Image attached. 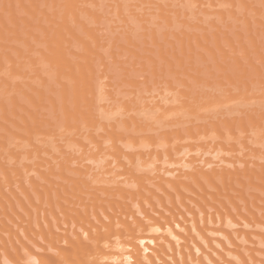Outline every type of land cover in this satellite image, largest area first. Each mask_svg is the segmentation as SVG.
Returning <instances> with one entry per match:
<instances>
[{
    "label": "rangeland",
    "instance_id": "obj_1",
    "mask_svg": "<svg viewBox=\"0 0 264 264\" xmlns=\"http://www.w3.org/2000/svg\"><path fill=\"white\" fill-rule=\"evenodd\" d=\"M36 1H38V0H36ZM45 1L39 0L37 2L38 4L40 2L39 5H42V6H40V7H42V9L50 8V9H47L48 13H53V12H58L59 11L58 9L54 8V5L52 4V2L51 3H49V2L47 3V0H45ZM200 1L196 2V0H173V1L172 0H166V1H164V0H105V1L104 0H87V1L86 0H81L80 6L82 7V10L86 9L85 11L91 12V14H93V18L95 16L96 19L95 18L93 19L91 14H90L89 16H91L92 21H93L92 22L91 18L86 15V14H88V12L87 13L84 12V15H83V11L81 10L80 13H82V15L84 17L81 18V20L79 22L80 25H79L78 22L76 23L75 21L72 22L71 24L75 28L76 32L78 31L77 35L81 39H87V37H88V36L87 37L85 36V32H86L84 30L85 27H82L81 23L84 26H87L90 29H92L94 31V34L96 35V37L98 39L97 41H94V47L99 52V54H101V57H99L100 55L98 56L99 59L100 58L101 59L99 61L97 59V61L95 62V65H94V66H96L93 69V70L96 69L95 71H93L95 74L92 72L94 74V75L92 74V76L95 77V79L93 78L94 80H92L93 81L92 83H94L93 84V87H94L93 88L94 89L93 92H94V94H95L94 96L96 98V100H94L93 102L95 103V105L99 104L97 107H95L96 109H94L92 111V113L95 112L94 113L95 114V122H96L95 125L97 127H92L91 126V127L86 128L85 125H84V127H85L84 128L83 125L82 126L80 125L82 128L81 127H79L78 129L75 128V130H73L72 128H68L67 126H65V129H64V127H63L64 123L62 121L64 120V122L66 124V120L63 119L64 118L63 117V113H60L61 110L63 112V108H61V107L59 108L60 100H59V98H56L57 96L58 97L61 96V95L59 96V94H61L60 93L61 86L58 84V80L54 79L55 78V76H53L54 74L51 75L53 69H51V68L48 69V67H49L48 65H47V67H44V65L46 66V64H44V62L42 61L43 58L40 55V53H41L40 51L42 50L40 48V45L42 46L43 49H44V45H42L43 43L40 44V42H39V44H40L39 45L38 41H40V40L37 41L36 37L34 38V36L37 35V36L40 37V39L43 38V39H41V42H42V40H44V37H45L43 35L44 31L42 32L43 27L40 26L42 30L40 29L38 32H37V29H36L37 27H32L33 29L36 30V31L34 30L35 34L32 37V40H31L30 37L26 38V36L23 37V38L24 39H30V42L32 41L33 45H31L32 44L31 43L30 45L26 46L27 50L29 52L26 51L24 56L27 57V58H25L23 56L24 58H22V61L24 59H26V61L28 60L30 62L33 60V61H35V64L32 63V62L31 63L34 66H32L31 63H28V62L26 64V62L24 60V62H25L24 64H26L28 66V67L27 66L25 67L24 64L21 65V63H20V66L22 68L19 66L18 70H19V73L23 74V76L21 75V77H20L19 76L20 74H17L18 77H16L17 78L16 81H15V79H13L15 76L11 75L12 73L10 71H8V70L6 71V68L3 70V72H0V87H2V86L4 87V88L2 87L4 89V92H0V101H3L5 103L8 102L7 103L8 105L10 104V102H11V101H9L10 99L8 97H6V93H8L6 88L7 87L9 88L10 87L9 85L13 84L15 82L18 85H22L23 84V86H25V89L23 88V90L30 91L29 89H31V87H33V90L41 88V89L44 90V92L47 93V96H45V101L44 102H45V104L46 103L48 104L47 106H49V108L42 110V111H44L43 115H46L45 113H50V114H48L49 116H46V117L49 118V120L52 119V115H53V119L51 121H53V123L56 122L58 127H55V126L53 127V129L56 131V132L53 131L54 133L52 132V130H50L51 131L50 132L51 133L50 136L52 138L51 137H47V139H44L46 141H44L43 139H42V141L41 140L40 141L36 140V142H34V144L32 143V144H29V145H27L26 143L18 144V143H15L14 141H10L9 142V143L12 142L11 146H13L16 149V150H14L13 147H10V150L11 151L14 150L16 155H17V157L19 156L17 159H15L16 161H19V162H16L14 160L15 162L13 161V162L10 163V164L13 165V167L10 168V170H11V174L10 175H11V179L14 181L13 184L15 186L13 185V188H11V186L10 187H6V191H7L6 193L8 195H11L12 194L11 193V189H13L14 191H16L17 195L20 194L24 198V200L26 199L25 200L26 205L30 209V211L33 213V214L32 213L31 214L33 216L35 215L36 217H39V215L41 214V217H42L41 220H42V222H44L45 221V213L44 212H38V210L36 211V209H39V208H37V206H40V205L45 206L46 208H48L47 204H44V203L41 204V200L38 198V195L33 193V201H34L35 206H32V204H30V202L27 199V197L23 194V191L21 190L20 186H28L29 185V179L33 178V177H34L35 180H39L38 178H40V177H39V174H37L38 173V169L40 168V170L47 171L46 169H49L50 167H52L51 165L48 166L49 168L47 167V165H46L47 160H51V161L54 162L57 157H62V158L64 157L63 159L66 160L67 157L69 158L71 156V158L77 159L78 162L75 163V165H72V166L76 167V168H77V166H79V167H81V169L82 168L86 169L87 175L90 173L89 175H91V176L92 175L96 176L97 174L98 175L101 174V172H100L101 170H102V174H106L105 171L107 169L108 170H112V169H116V168L118 169V172H123L125 174H129V175H125V177L131 176V173L136 174L138 176H140V175L143 176L144 175L145 178L144 177L141 178V180L144 181L143 185L146 184L147 186H149L148 188H150V189L143 188V193L145 192L143 197L147 196V198H148V196H150L149 200H148L149 202H151L152 199H153V194L150 191L154 190V189L157 190L156 186L154 185V181L158 182V180L155 179L154 176L161 175V178H162V176L165 175V171L171 170V171H174V174H176V173L177 174L184 173L185 171L190 169V168H187V167L192 165V163H194V165L196 167L194 169H197L195 171H198L199 168L203 169L204 171H206V170L207 171H211V170H213V168L216 169V170H217V168H219V170H220L222 168H226L225 166H228L229 168H231V167H233V165H231V164H229V163H227V162H225L223 160H225V158L232 160L233 157H234L235 160L259 161L261 163H264V135H263L264 134V129H263L264 128V124L263 125H259V126H262V127H259L257 125L259 128H257L256 125H255L256 127H251L250 125H248V124H252V123H250V121H248L252 116H258L259 114L264 113V4H263L264 2L262 3L263 0H248L249 2L246 1L247 3L253 4L251 6L252 8H253V6L255 4L256 7L254 6V8L262 9L261 15H259V16L257 15L256 16V15H254L253 11H251V10L248 11L249 13H247V11L245 12L244 9H243L244 10L243 11L241 6H240V0H234L233 3L236 6L235 8H233L232 6H230V4H228L229 3L228 0H213V2H211L212 0H202L201 3H200ZM214 2H216V3H214ZM28 3H30V2H28ZM84 3H86V4H84ZM2 4L3 3H1V5ZM50 4H52V5H50ZM251 4H249V5H251ZM159 6L168 8L167 10L170 9V12H171L170 18H168L169 15H170V12H168V16H167L168 19L165 18L166 17L165 15L161 16V14L163 15L164 13H162L160 11V7ZM232 8L234 10H237V11L232 10V11L235 12V14L237 12H239L238 14H236V15L239 16V18H237L238 16H236V18H235V16H233V14L230 13L229 9H232ZM131 10L134 11V12H131ZM25 12L26 11H24V10H23V12H21L23 14H26V15L22 14V16L23 17H25V16L29 17L28 13L27 12L25 13ZM244 12H245L246 16L247 15L249 16L247 19L245 18L246 16L244 15ZM0 13H3L5 16H8L9 19H10L9 13L5 12L1 6H0ZM157 13H160V14H157ZM239 14H241V15H239ZM41 15H42V13H41ZM137 16H138V18H137ZM240 17L241 18L243 17L242 21H241ZM87 18H89V19H87ZM244 18L246 20H244ZM30 19L32 20V22H34V20L32 19L31 16H30ZM169 19H170V21H169ZM176 22H178V23H176ZM35 23H40V22L38 20V21H35ZM42 23L46 27H47V25L49 26V24L46 21V19ZM23 24H24V26L22 27ZM157 24L161 27L162 30L160 29V27ZM247 24H249V25H247ZM25 25H26V23L23 21V23L21 22L20 27H22V29H23L24 27L27 26V25L26 26ZM40 27H38V28H40ZM159 29H160V31H159ZM163 30H165V31H163ZM24 31L25 30L23 29V32ZM23 32H22V34H23ZM41 32H42V35L40 36L39 33H41ZM140 33H142V35ZM193 33L194 34L197 33V34H195L196 36H194L195 38H199L197 35L198 34L200 35V39H199L200 41H198L199 43L196 41V39L194 40V43H195V46H196V50H194L195 53L193 54V57H190L189 59H186L185 63H178V61H176V60H178V58L175 60L174 56L177 57L176 54H178L179 57L181 55H183L182 54L183 52L180 55L181 44H178V41H179V39L183 38L184 35H186V34L194 35ZM160 36H161V38H159ZM216 36L217 37L220 36V39H222V40H223V38L225 39V37H226L228 39V41H229V39L231 40V38H232L233 44H235L234 46H236V47L234 48L233 45L231 46L232 43H230L228 45H227L228 42L225 43L224 44V48L225 49L222 48L224 50L223 51L224 54H223L222 51L217 48V45L215 43V42H217L216 41L217 40ZM68 37L71 38L70 42L72 41V45L70 43L72 50H74V52H76V53L82 52L83 48H81V51L79 50L80 47L82 46V44L80 46V43H82V42H80L81 39H79V41H77L76 38L75 39L73 38V36L69 35ZM33 38L37 42L34 41ZM156 38L158 39L157 41L160 42L159 44L163 45V46H159L157 41L155 42ZM253 38H255V39H253ZM162 40H164V41H162ZM169 40H170V42H169ZM253 40H255V41H253ZM171 42H173L174 44H172ZM230 42H232V41H230ZM6 43H9V42H6ZM36 43H37V45H36ZM156 43L160 47L159 48L157 46L159 49L155 48ZM170 43H171V45H170ZM134 44L138 45V46H135ZM165 44L166 45L168 44V45L166 47H164ZM38 45H39V47H38ZM153 45H155V46H153ZM169 45H170V50L171 51H177L175 54L173 52V54H174L173 58L170 57V53L172 54V52L169 51V48H168ZM172 45L174 47H176V49H174ZM32 46H37V49H39L40 51L39 50L38 51L36 50L37 52L35 50L32 51V49H31ZM120 46H121V48H120ZM123 46L126 47L125 49L129 50V51L126 52V50L124 48L122 49ZM177 46H180V47L178 48ZM222 46H223V43H222ZM149 47H151L150 50H152L150 52V54H152L153 51H156L157 53L153 52V54L155 53L157 57L154 56L155 54L151 56L150 54L147 53V50L149 49ZM163 47L165 49L162 50L161 48H163ZM138 49H141V50L138 51ZM166 49H168V51ZM233 49L237 50L235 52L236 53L238 52L237 56H239L238 58H240L242 63H243V65H241V67H238V64H240V63H236L235 61H232V58L235 56L232 53ZM130 50H132V51L130 52ZM150 50H148V52ZM159 50L162 51V52L167 51L166 53L169 56L166 53H163V56H164V54H166V56H168L169 59H172L175 63H168V64L167 63H163V61H162L163 58H162V60H160L161 57H162L161 56L162 52H160ZM113 52H114L115 56H114V54L112 55ZM142 52L144 53L143 54V59H142V54H141ZM129 53L131 55L133 53H136V56L134 54H133V56H130ZM138 54H140V55L138 56ZM109 55H111V56L109 57ZM124 55H126V56H124ZM118 56H120V57H118ZM144 56L145 57L146 56L149 57V58L146 57L148 60H151L150 56L153 57L152 61H154V59L155 60L157 59L156 63L155 62L154 63L153 62L147 63L146 61H144L145 62V64H144V62H143V60L145 58ZM227 56L230 57V58H228ZM35 57H37V58H35ZM131 57H135V58L137 57L135 59L136 61H134V58H131ZM129 58H131V60H130L131 62L129 61ZM138 58H141V59L137 60ZM40 59H41V61H40ZM120 59H121V61H120ZM158 60H159V62H158ZM140 61L142 62V64L140 63ZM128 62H130V63H128ZM157 62H158V64H157ZM233 63L234 64L236 63L237 66L234 65ZM7 65H9V64L7 63ZM23 66H24V68H23ZM157 66H159V67L157 68ZM9 67H11V66H9ZM151 68H152V70H151ZM45 71H46V73H45ZM8 72H10L11 74L9 75ZM49 73H51V74L49 75ZM245 73H247L248 76L245 75ZM2 74H3V76L6 75L5 79H3L1 77ZM26 75H27V77H26ZM42 75H43V77H42ZM47 75H48V77H47ZM38 76H40V77H38ZM52 76L54 78H52ZM38 79L39 80L42 79L44 81V83H40L38 85H37V83L35 84L34 82H37ZM179 81L181 83L183 82L185 84V86H183L184 84L183 83L181 84ZM177 82H179L178 84H180V86L177 85ZM232 82H235V83H232ZM236 82H237V84H236ZM195 83L198 84V85H196ZM189 84H190V86H189ZM95 86H96V88H95ZM181 86L183 87L182 88L183 92H182ZM185 87H187V88H185ZM219 87H220V89H219ZM215 88H216V90H215ZM157 89H159V90H157ZM192 89H193L194 92L192 91ZM33 90H31V91H33ZM201 90H205V91H201ZM11 91L13 93L16 92V91L14 92L12 89H11ZM95 91H98V93H96ZM178 91L180 92V94H178L179 93ZM48 94L51 95V98H55V99H53L55 101H52V100L50 101V99H49L50 96ZM185 94H187V95H185ZM190 94L192 95V97H191ZM178 95H180V96H178ZM196 96L198 98H196ZM201 98H202V101L200 100ZM22 99H23V97H21V101H24V102L26 101V100H24V99L22 100ZM60 99L62 100V98H60ZM172 99H174V100H172ZM176 99H179L180 101L179 100L176 101ZM189 99H191V100H189ZM118 100H120V101H118ZM142 101H143V103H141ZM197 101H199L200 103L197 102ZM51 102H53L54 106L58 105L57 107H55V109L57 108L56 111L54 110V106H51L52 104L50 105ZM55 102H56V104H54ZM131 102H132V104H131ZM156 102H157V104H156ZM137 103H139V104H137ZM203 103H205V104H203ZM118 104L120 105L119 107H117ZM125 104H127V105H125ZM185 104H186V106H185ZM147 105L148 106L150 105L149 107H154L153 105H155L157 111L156 112L153 111L154 113L150 112L151 113L150 114L149 111L147 112V110H145V108H144ZM189 105H192L191 109L188 108ZM60 106H63V105L60 104ZM101 106H102V108H101ZM125 106H127V107H125ZM148 106H147V108H148ZM163 106H166V107H163ZM230 106H234V107H230ZM128 107L130 109L132 108V111H130V109L127 111ZM158 107H159L160 110H158ZM167 107H169L168 108L169 111H166ZM172 107L175 108V110H174L175 114H173L174 111L170 110ZM184 107L187 108V110H188L187 112L183 109ZM197 107H199V108H197ZM97 108H98L99 111H97ZM114 108H116V109H114ZM192 108H195V109H192ZM258 108L259 109L261 108L260 111L262 110L261 111L262 113L258 110ZM59 109H61V110H59ZM196 110H197V112H196ZM254 110H256V111H254ZM145 112H147L149 114H146ZM170 112H172V113L170 114ZM256 112H258V113H256ZM52 113H54V114L58 113L59 116L58 115L57 116L59 117V119L56 118V114L54 115ZM138 113H141L144 117H145V115H147L146 116L147 120L145 119L146 124H145V121H141V124L142 125L144 124L143 126H145L147 128L146 130H148V131L147 132L144 131L145 129L144 130L141 129L140 131L139 130L138 131L137 130L134 131L135 134H136V132L137 133L141 132L139 135L142 138L140 136L138 137V134H137V135H135V137L138 138V139H136L134 137V132H130L128 130H125V128H122V127H119V126L117 128H115V129L113 128V125H114L115 122H116L115 125L118 124V121H117L118 118L122 119L124 121V119H129L130 118V116H126L127 114H129V115L132 114V115L135 116V115H138ZM181 113H182V115H181ZM169 114H170V116H169ZM43 115H41V116H43ZM160 115H161V117H160ZM163 115H164V117H163ZM180 116H183V117H180ZM234 116L238 117L239 120H243L242 118L246 119L245 117H247V121H248L247 125L248 126L247 127H243V129H241V127L240 128L239 127L238 128L235 127V129H233V130L232 129H228V130L231 131V132L230 131L228 132V130L225 129V124L227 122H229L230 119H232V121H231L232 123L236 122V120L238 118L236 119ZM46 117L43 116L42 118L44 119ZM96 117H97V119H96ZM158 117H160L161 121L159 120ZM166 117H168V121L167 122L165 121ZM161 118H163L164 120H162ZM156 119H158V120H156ZM169 119L170 120L172 119L171 122L169 121ZM201 119L203 120V122L201 121ZM233 119H234V121H233ZM259 119L260 118L258 117L257 120L261 121V123H262L263 121L259 120ZM45 120H47V122H50V121H48V119H45ZM57 120H59V121H57ZM97 120H98V122H97ZM211 120H212V122H211ZM162 121L165 122L166 125H165V123L163 124ZM60 122H61V124H60ZM109 122H111V123H109ZM200 122H201V124H200ZM100 123L105 125V127L103 128L101 126L102 124H100ZM177 123L178 124L180 123L179 125H181V126H179ZM190 123H192V124H190ZM203 123H204V125H202ZM215 123L218 124L220 127H222V124H223L224 125L223 128L225 130L223 128H220L219 130H221V131H218V128L215 127ZM152 124H155V125L157 124L156 126L158 127V130H161L162 134L164 133V136H162L161 133H159V131L156 130V129L152 130L153 132L151 130H149L148 126H150ZM170 124H171V126H173V125L174 126L171 127ZM198 124H199V128H198ZM110 125H111V127H110ZM164 125L165 126L169 125V127L166 128ZM239 126H241V125H239ZM183 127H186V128H183ZM191 127H193V129ZM249 127H250V129H248ZM83 128H84V130H83ZM226 128H227V125H226ZM62 129L65 132H63ZM69 129H70V131H69ZM92 129H94V130H92ZM165 129H167V130H165ZM181 129H182L183 132L181 131ZM87 130H89L88 133H87ZM173 130H176V133L179 131L183 136H181V134L179 132H178V134L180 135V137L177 136L174 133ZM185 130H186V132H184ZM68 131H69V133H68ZM109 131L111 133L114 132L116 134V137L114 136L115 138H117V136H121V134H123L122 136H125V137L121 136L122 138L121 137L119 139L117 138L116 142L112 141V140H115V139L114 138L112 139V135L109 133ZM163 131H165V132H163ZM3 132L4 133H8L7 131H4V130H3ZM156 132H158V133H156ZM79 133H80V135H79L80 137H78V135H76V134H79ZM131 133H133V134H131ZM168 133H170V134H168ZM173 133L175 135H173ZM85 134H86V136L89 135V134H93L95 136H98V135H101V134L105 135V137L107 139L105 138L101 142V148H105V147L106 148H108V147L110 148L111 147V150H112V148L114 146H115L114 147L115 149L118 147L117 151H119V154H121V156L119 155L120 158L119 157H114V156L112 157V154L108 153L109 155L107 156V158H109L111 156L110 157L111 160L107 159L106 157H105L106 158V160H105V158H103V156L99 155V152H100L99 149H101V148H99V144H96V143L92 144V143L89 142V140L86 141L85 139H83V137H85L84 136ZM107 134H109L110 137H107ZM128 134H131V137L130 136L127 137ZM165 134H168V136L166 135L167 137H169V135H170V138H167L165 136ZM151 135H153L152 138H151ZM234 135H235V137H234ZM69 136H71V137H69ZM148 136H150V137H148ZM173 136H176V137H173ZM66 137H67V139H66ZM72 137H73L72 140L76 143V145H78L77 147H76L74 142L72 144V140H71ZM132 137H134V139L136 141L134 139H132ZM59 138H61V139H59ZM110 138L112 139L111 141H110ZM178 138H179V140H178ZM80 139H82V141H81L82 145L85 143L83 146L81 145L82 148H80V145L76 142V140L80 141ZM131 139H132V141H134L133 144L130 141ZM146 139H148V141ZM145 140H146V142H145ZM40 142H42V143H40ZM137 142H138L139 145L137 144ZM87 143H88V145H87ZM106 143H108L109 145L106 144ZM114 143H115V145H114ZM148 143H150V144L147 145ZM117 144H118V146L116 147ZM22 145L24 146V148L22 147ZM26 145H27V147H25ZM74 145H75V147H74ZM95 145H98V147L95 146ZM158 145H160V147ZM84 146H85V148H84ZM217 146H219V147H217ZM221 146H224V148L223 147L221 148ZM35 147H36L37 151H36ZM42 147H45L46 149L42 148ZM58 147L60 148V150H59ZM172 147L174 148V150H173ZM114 148H113V150H115ZM226 148H228L230 150H228ZM0 149H2V147H0ZM158 149H160V150H158ZM165 149L167 151L170 150L169 151L170 155H167L168 152ZM222 149H224V151ZM6 150H7V152H9V149H4L3 148V151L6 152ZM103 150H105V149H103ZM107 150L108 149H106V151ZM150 150L153 153H156L155 151H161L162 155H159V152H158V154L156 153L157 155L153 154V156H152ZM176 150L179 151V152H177ZM219 150H221V151L219 152ZM226 150H228V151H226ZM0 151H2V150H0ZM38 151H41V153L40 152L38 153ZM97 151H98V153H97ZM140 151H141V154L143 153L146 156H144V155H143L144 157H142L141 155L139 156L138 154H140ZM147 151L150 154H147ZM61 152H62V155H61ZM25 153H26V155H25ZM36 153H38L37 155H39V154L40 155L39 156L34 155ZM80 153H81V155H80ZM136 153H138V154H136ZM27 154H30L31 156L30 155L27 156ZM89 154H91V156L92 155L93 156L91 157ZM21 156H23V157H21ZM99 156H101L102 159L99 160V158H100ZM154 156L157 157V159H154ZM166 156H167V158H166ZM52 157H53V159H52ZM116 158H118L120 161L118 159L116 160ZM138 158L139 159L142 158V160H139ZM150 158H152L153 161ZM6 159L7 158H2V161H5ZM92 159H96V160H92ZM103 159L105 160V162L103 161ZM97 160H99V161H97ZM130 160H132V161H130ZM206 160L210 161L211 164L207 165L206 164ZM216 160H218V161H216ZM219 160H220V162H219ZM100 161H102V162H100ZM212 161H213V163H212ZM149 162H151V163L149 164ZM217 162H219V164ZM3 163H5V162H3ZM33 163H34V165H33ZM40 163H44L43 165H45V166L40 165ZM109 163H111V165ZM144 163H146V164H144ZM188 163H189V165H188ZM17 164H19V166ZM22 164H23V166H21ZM136 164H137L138 168H137ZM142 164L145 166V169H143L144 167H142L143 166ZM216 164H218V165H216ZM237 164H235V166H237V167L239 166V168L245 166V165H242V164H239V163H237ZM12 165L8 164V167L12 166ZM26 165H28V166H26ZM99 166L100 167L104 166V167L99 169ZM146 166L148 167V169H147ZM207 166H209V167H207ZM252 166H254V165H252ZM37 167H38V169H37ZM88 167H90V168L88 169ZM140 167H141V169H140ZM17 168H19V169H17ZM96 168H97V170H96ZM21 169L24 170V171H22ZM152 169H154V170H152ZM95 171H96V173H94ZM114 173L118 174L117 171H115ZM18 174H19V176H18ZM28 174H30V175H28ZM150 174H152V175H150ZM86 176L84 175V178ZM157 176H156V178H157ZM166 176L168 178L171 175H166ZM101 177H102V179L104 178V176H101ZM163 177H165V176H163ZM1 178H2V176H1ZM88 178L89 177L87 176V179ZM147 178H148V180H144V179H147ZM126 179L128 180V178H126ZM158 179H160V178H158ZM17 180H19V181H17ZM105 180H110L113 183V180H111V179H108V178L106 179L105 178ZM120 180L123 181L124 179L122 180L120 178L119 181L117 180L115 183L119 182V183H117V184H119V186H123L125 188L127 187V189L130 188V187H132V188L134 187V189H132V190L137 191V189H138L137 183L135 182V184H133L135 179H133L134 181L132 180L133 183H132V181H130L132 184H129L127 182L128 185H127V183L125 184V182H126L125 180L123 181L124 183L121 182ZM102 181L103 180H101V186H100V184H98L99 187H102V186L106 187V186H110V184H111L110 182H109L110 184H107L108 181H107V183H105L104 181L102 182ZM148 182H153V183L151 184V183H148ZM99 183H100V180H99ZM6 184L7 183H5V186H9L8 184L7 185ZM123 184H125V185H123ZM138 185H140V184H138ZM136 186H137V189L135 190ZM120 188H122V187H120ZM249 191L261 194V192H259L257 190H253V189H251ZM156 192L162 194V196L164 195L163 192H161V191L159 192V190H157ZM188 194H190V193H188ZM190 195H192V194H190ZM21 196H19V197H21ZM1 197H2V195H1ZM248 197H249V195H248ZM263 197H264V195H263ZM3 198H5V197H3ZM144 198H146V197H144ZM219 198H224V199L227 200V198L224 197V196H219ZM141 199H142V201H143V203L145 205L144 207L146 208V205H148L149 203L147 202V204H146L144 199L143 198H141ZM155 199L157 200V198H155ZM138 200H140V198H138ZM138 200H137L136 204H138V203L140 204V201L138 202ZM156 200H155V202H156ZM146 201H147V199H146ZM236 201L238 202V205H239L238 209H235L233 207V204H231L229 202V205L233 209V210H231L232 214H230V215H233L234 218L236 217L238 220L243 222V224L246 226V221L243 218L242 214H249V212L244 207V202L243 201H241L238 198H236ZM28 202H29V204H28ZM128 202H130L132 204V207L134 206V204H133L134 202H131V200L128 201ZM187 203L189 204L190 202L188 201V202H186V204ZM258 203H259V205L264 206L263 202L258 201ZM131 204H130V206H131ZM140 206L141 205H138L137 207L140 208ZM191 206H193V204H191ZM144 207L142 206L143 209H144ZM148 207H151V206L148 205L147 208ZM180 207H181V205H180ZM18 208H19V212L18 213L23 214V216L26 217L25 218L26 221L30 220V218L27 217L28 214L26 212H24L25 211L24 209L20 208V205H18ZM133 208H135V206ZM133 208H131L130 210H127V212H126V214H124V216H126V217L128 216L127 220L130 221V222L132 221L131 220L132 217L133 218L136 217V218H139V219H143L144 222L146 223V225L148 226L149 231H150L149 232L146 229L145 232H147L146 233L147 236H149L148 234H150V236H151V235H155L157 233L156 234L157 238H160L158 240L156 238L157 242H159V243L161 242L163 244L165 243V245L167 244V242L164 240V237L166 236L167 233H168L167 236L168 237L170 236L168 229L170 228V226L173 227V225L170 224V223H174V227L173 228L180 230V232H182L185 235V237L186 236L189 237L187 235V231H186V234H185V232L181 230V229H183L182 225L181 224L180 225L177 224L178 222L180 223V221H181V222L184 223V225H188L190 227V230H189L191 232L190 233L191 235L189 237L190 241H187V242H189V244H190V246L192 248H194L196 244L202 245L209 253H212L211 255H214L215 261L217 260L218 264H224V263L227 264L226 261H225V259H227V258H228L227 259L228 263L230 261L232 263L233 260H234L233 264H238L240 262V260H239L240 257H238L236 259V258H233V257L227 255V251L224 248H226V247H229V248H232V249L235 248L236 250L238 249V251H239V247L238 246H232L229 243H227L228 241L226 240L227 236H225V233H224V236H223V232H220L222 234H219V233L210 232L209 230H204L205 231L204 234H203L204 237H206V235L207 236L210 235L208 238H210L212 236L210 238L212 242L210 240H209L210 241L209 242L208 239H205L204 237H202L201 240H200V237H198V234H197V232L195 230L196 228H193V231H192V226L196 225V223H195L196 219H195V215L194 214L186 212V215L184 216L186 218V220H185L183 218V216L181 215V213L178 211L179 209L176 210L175 208H173L172 211L176 210V212H178L177 213L178 215L175 216V213H173L172 211H168V210L164 211L165 209L162 210L161 207H160L159 209L161 211H163L164 213H166L167 215L170 216V223H169L170 226H169L167 224L168 223L167 220H169L168 219L169 217L168 218L164 217L165 219H167L165 221L163 220L164 218L162 219V217L164 215L166 216V214H164L162 217L159 215L160 216L159 217L157 215V214H159L158 212L155 211L156 212V214H155L152 211V209H149L151 211H149V210L148 211L150 212V214H153V217L160 218V220L158 221L159 224H160L161 221H163L164 224H162V225L166 226V227L165 226H160V227H162V228H160V227H158V225H159L158 222L156 223L154 221V218L152 220L151 219L152 217H149L150 215H147V214H149L148 212L146 214V212H145L146 209L142 210V211L145 212L144 214L147 215V216H145L143 213H140V210L138 208L137 209L139 211H137L136 208L134 210H132ZM181 209L184 212L187 211L186 210L187 208L185 206H182ZM160 210H159V212L161 213ZM207 210L210 211V212H208L207 215H204L205 213H202V212H199L197 214V217H199L198 219H200V220H198V219L197 220L199 221V226L202 225L201 227H204L206 222H208L207 226H209V227H215V228H219V229L221 227L223 229H228L229 231H226V232L227 233L231 232L230 234H232L231 236L234 235L233 237L236 236L235 235L236 233H235V231L231 230L232 228H235V229H238V230L241 229V228L242 229L245 228L244 225H243L244 227L239 225L240 222L237 223L238 226H236L237 224L235 225L236 227H232L231 228V227L225 226L223 224V222H222V218L220 219V216H223V218H227L226 215L230 216V215H228L229 213L226 211L225 208H221L223 213L224 212L228 213V214L224 213L225 216L222 215V212L218 213V211H216V209H210L209 210V208H208ZM253 210L258 212V209L256 207H254ZM163 212H162V214H163ZM211 212L215 213V217L216 218L214 217L213 219L214 220L215 219L218 220V221H216L217 222L216 224L214 223V220H212V218H211V217H213ZM171 213H172V216L174 215L175 218L178 217V220L180 219V221L175 223V220L177 218L175 219L174 217H172ZM217 213H218V215H217ZM58 215L62 216L61 213L58 214ZM15 216L14 217L21 222L20 217H18L17 215H15ZM20 216H22V215H20ZM143 216H145L147 219L150 218L151 220L149 222L148 221L146 222V219ZM171 217H172V219H171ZM206 217H208L207 221L204 220ZM15 218H14V220H16ZM173 218H174V220H173ZM38 219H39V221H41L40 218H38ZM49 219L53 220L54 219V215H50ZM203 220L205 221V223L202 222ZM238 220H236V222ZM133 221H135V220L133 219ZM166 221H167V223H166ZM12 222L13 221H9L10 225L16 231L18 236L22 235L23 240L24 239L26 240L24 232L19 228V226H17L15 223H12ZM20 222H19V224L22 223V222L21 223ZM150 222L152 223V225L157 224V226L154 225L155 227L153 226V228H156V227L160 228L159 229L160 230L159 234H162V235L164 234V237L158 234V232H157L158 229L157 228H156L157 231H155V229H153L152 227L151 228L149 227V226H151ZM200 222H202V223H200ZM147 223H149L150 225L147 224ZM175 224L177 225V228L175 227ZM22 225L24 227L27 226V224L24 225V223ZM178 225L180 227H178ZM163 227H165L167 229H165ZM150 229H153V230H150ZM247 229H248V227H247ZM170 230H171V228H170ZM220 230H222V229H220ZM59 231H61V230H58V233H59ZM260 231L264 233V228L260 229ZM165 232H167V233H165ZM217 232H219V231H217ZM0 234L2 236H4V234H5L4 238L6 240L9 239L8 243L11 244V240H10V237H9L10 235L8 236V233H5V232L0 230ZM193 235L196 236V240L195 241H194L195 236L191 237ZM6 236H8L7 237L8 239L6 238ZM215 236H216V238H215ZM14 237H16V236L14 235ZM22 237H20V238H22ZM123 238L124 237L122 236V239ZM228 238H230L229 234H228ZM14 239L18 240L17 237L14 238ZM122 239H120V240H122ZM150 239H151V237H150ZM169 239L171 240L170 242H176L177 241V239L175 240L174 238H171V236L169 237ZM214 239L220 241V244H225V243L226 244L225 245H221V246L217 245L216 243H219V242H214ZM112 240L114 242L115 239H112ZM118 240H117V242H118ZM123 240H125V241L129 240L130 241V239H128L127 237L125 239H123ZM148 240H149V238L148 239L146 238V240H144L146 244H143L144 241L142 242V244L144 246L145 245L147 246V244L149 243L148 245L150 246V248L158 247V246L155 245V244H157V242L156 243L154 242L155 243L154 244L153 242H151L152 239L149 240V242H148ZM256 240L257 239H255V241ZM179 241H181L184 244L187 243L184 239L183 240L180 239V240H178V242ZM223 241H224V243H223ZM113 242H111V243H113ZM207 242H209V244L211 243L210 246L211 247L213 246L212 248H214V250L216 248V250H219V252H222L225 255V256L222 255L223 259L220 258L221 255L217 256L219 254L216 255L215 253H213V250H211L210 246H208L209 248L207 247V245H206V244H208ZM118 243H121V242H118ZM238 243H240V246L243 244L242 245L243 247L246 246V245L250 246V247L251 246L255 247L254 244L249 243V242L243 243V242L238 241ZM0 244L2 246H4L5 243L1 242ZM114 244L115 245L112 244V246H111V248H109V250L120 249L119 246H117L116 241L114 242ZM122 244H123V246L125 245L124 241H123ZM176 244H177V242L175 243V245ZM113 246H115V247L117 246L118 248H115V247L113 248ZM149 246H147V250L150 251L148 253H151L152 250L150 248H148ZM242 246H241V248H243ZM259 247L264 249V246H259ZM241 248H240V250H241L240 252H242V255H244V257H245L244 259H247L246 260L247 264H254L251 261H249L250 257L247 256L248 253L244 252ZM107 249H108V247H107ZM170 252L172 254L174 253V251H170ZM108 255H110V254L108 253ZM175 255H172V257L175 256ZM178 255L179 254H177L176 257L179 259V263L181 264L184 260H182L183 259L182 258L181 259L182 261H181L180 257ZM255 255L258 258L264 259L263 256H261V255L258 256L257 253H255ZM110 256L108 258H110V259L113 258L112 257L113 255L111 257ZM166 256H168V255L162 254V257H165L166 258L165 260H168V263H169L170 260H171L170 261L171 264L175 263V258L174 257H173L174 258L173 259L171 256H170L171 258L170 257H166ZM180 256L183 257L182 255H180ZM238 256H241V255H238ZM242 257L243 256H241V263L245 264L246 261L242 262V261H244L242 259ZM188 258H190V257L189 256L185 257L187 262H189V260H190V264H213V263H215L214 260H213V262L210 261V259H212V258H210V259L205 258L204 254H197L193 259L192 258L188 259ZM196 258L198 259V261L197 262H195V261L193 262V260L196 259ZM178 259H177V261H178ZM110 261H112V260H110ZM199 261H201L203 263H200ZM158 262H160V263L163 262V264L164 263L168 264V263H166L167 261L165 262L162 259H161V261L159 260ZM146 263H148V261H146ZM160 263H158V264H160ZM217 263H215V264H217ZM241 263H239V264H241Z\"/></svg>",
    "mask_w": 264,
    "mask_h": 264
},
{
    "label": "bare ground",
    "instance_id": "obj_2",
    "mask_svg": "<svg viewBox=\"0 0 264 264\" xmlns=\"http://www.w3.org/2000/svg\"><path fill=\"white\" fill-rule=\"evenodd\" d=\"M27 1L30 2V3H28ZM38 1H36V0H30V1L29 0H0V6L3 8V10L5 12L9 13V15H10V19H9L8 16H5L3 13H0V72H3V70L6 68V71L8 70V71H10L12 73L11 74L10 72H8L9 75L11 74V75H14L15 76L13 79H15V81H16L17 80L16 77H18L17 74H20L19 75L20 77H21V75L23 76V74L19 73V70H18V68L20 66V63H21V65H23L25 62H26V64H27V62L28 63H31L32 62V63L35 64V61H33V60L31 62L28 61V60L26 61V59H24L25 62H24V60L22 61V58L25 57L24 55H25L26 51H28L26 46H28V45H30L32 43V41L30 42V39H24L23 37H25V36H26V38L27 37H30L31 40H32V37L35 34V32H34L35 29H33L32 27H37L36 28L37 29V32L41 29V27H43V30L42 29L41 30H42V32L44 31V34H43L45 36L44 37V40H42V42H41V39H43V38L40 39V37L37 36V35H35L34 38L36 37L37 41L40 40V41H38V44H39V42H40V44L43 43L42 45H44V49L42 48V46L40 44H39L40 45V48L42 49L41 51L39 49H37V46H32L31 49H32V51H34V50L35 51L36 50L38 51L39 50L41 52V53L40 52L39 53H40V55L43 58L42 61L44 62V64H46V66L44 65V67H47V65H48L49 66L48 69L49 68L53 69L52 70V74L49 73V75L50 74L51 75L54 74L53 76H55V78L53 76H52V78L58 80V84L61 86V88H60V93L61 94H59V96L60 95L61 96L60 97H58V96L56 97L55 96V97L56 98H59V100H60V103L58 102L59 103V108L60 107L63 108V112H62L61 109H59V110H61L60 113H63V117H64L63 119L66 120V124H65L64 120L63 121L61 120L64 123V126H63L64 129H65V126H67L68 128H72L73 130H75V128L78 129L82 125H83V127L85 125L86 128L91 127V126L92 127H97L95 125L96 124V122H95V114H94L95 112L92 113V111L94 109H96L95 107H97L99 104H96L95 105V103L93 102L94 100H96V98H95V96H94L95 94L93 92L94 91V89H93L94 88L93 87V84L94 83H92L93 82L92 80H94L95 77H93L92 74L94 73L93 71L96 70V69L93 70L94 67H96V66H94L95 65V62L97 61V59H98V61L101 59V58L99 59V57H101V54H99V52L94 47V41H97L98 39H97L96 35L94 34V31L92 29H90L89 27L84 26L82 23H81V25H82V27H85V29L84 28L83 29L86 31L85 32V36L86 37L88 36V37H87V39H81V38H79L78 35H77V32L78 31L76 32L75 28L71 24L74 21L76 23L77 22L79 23L80 20H81V18L84 17L83 16L84 15V12H86V13L88 12V14H86L87 16H89L91 14V12L85 11L86 9L85 10L84 9L82 10V7L80 6L81 0H47V3L48 2L49 3L52 2V4L54 5V8L59 10L58 12H53V13H48L47 12V9H50V8H47V9L44 8V9H42V7H40L42 5H39L40 2L38 4L37 3ZM43 1H45V0H43ZM164 1H166V0H164ZM199 1L200 0H196V2H199ZM201 1H200V3H201ZM246 1H248V0H240V6H241L242 10L244 9L245 12L247 11V13H249L248 11L251 10V11H253L254 15H256V16L257 15L258 16L261 15L262 9H260V8H254L255 4H254V6L252 8L251 6L253 4L247 3ZM211 2H213V0ZM228 2H229L228 4H230V6H232L233 8L236 7L234 5V3H233L234 0H228ZM263 2H264V0L262 1V3ZM1 3H3V4L1 5ZM214 3H216V2H214ZM52 4H50V5H52ZM84 4H86V3H84ZM249 4H251V5H249ZM233 8L232 9H229V10H230V13H232L233 16H235V18H236V16H238L236 14H238L239 12H237L235 14L234 11H237V10H234ZM167 9L168 8L160 7V11L162 13H164L163 15L161 14V16H164L165 15L166 16L165 17L166 19L170 18V16H171L170 9L169 10H167ZM23 10L28 13L29 17H26V16L23 17L22 16L23 13H21V12H23ZM81 10L83 11V15H82V13H80ZM232 10H234V11H232ZM131 12H134V11L131 10ZM168 12H170V15L167 18ZM245 12H244V15H245ZM41 13H42V15H41ZM157 14H160V13H157ZM23 15H26V14H23ZM239 15H241V14H239ZM30 16L32 17V19L34 20V22H32V20L30 19ZM91 16L93 18V14H91ZM91 16H89V17L91 18ZM248 17L249 16L247 15L245 18L247 19ZM92 18H91V21H92ZM94 18L96 19L95 16H94ZM137 18H138V16H137ZM237 18H239V16ZM245 18H244V20H246ZM45 19H46V21L49 24V26L47 25V27L45 25H43V23H42L43 21H45ZM87 19H89V18H87ZM38 20H39L40 23H35V21H38ZM242 20H243V17L241 18V21ZM23 21L27 25V26L25 25L26 27L23 28L25 30L24 32H23V29H22V27L24 26V24L22 25V27H20L21 22L23 23ZM169 21H170V19H169ZM176 23H178V22H176ZM79 25H80V23H79ZM247 25H249V24H247ZM38 27H40V28H38ZM160 29H161V27H160ZM160 29H159V31H160ZM163 31H165V30H163ZM22 32H23V34H22ZM42 32L39 33L40 36L42 35ZM140 34L142 35V33H140ZM195 34H197V33H195ZM195 34L194 35H192V34H186V35L183 36V38L179 39V41L181 42L180 43L178 41V44H181V52H180V55L183 52L182 53L183 55H181L180 57H179L178 54H176L177 57L174 56V54L177 51H171L170 50L171 43L172 44L175 43L174 41H173L174 43L171 42L170 45H169V47H168L169 48V51L172 52V54L170 53V57L173 58V56H174L175 60L178 58V60H176V61H178V63H185V60L186 59H189L190 57H193V54L195 53L194 50H196V46H195L194 40L196 39L197 42L200 41L199 40L200 39V35L199 34L197 35L199 38H195L194 37V36H196ZM69 35L70 36H73L74 39L76 38L77 41H79V39H81L80 42H82V43H80V46H81V44H82V46L80 47L79 50L81 51V48H83L82 49L83 50L82 52H80L78 50L80 53H76V52H74V50H72V48H71L72 41L70 42L71 38L68 37ZM34 38H33V40H34ZM157 38H156L155 42L158 40ZM159 38H161V36ZM216 39H217L216 40L217 42H215V43L217 45V48L220 49L222 51V53L224 51L222 48H224V44L227 43V42H228L227 45L230 44V43H232L231 46L233 45L234 48L236 47V46H234L235 44H233L232 38H231V40L229 39V41H228V39L226 37H225V39L223 38V40L220 39V36L217 37ZM253 39H255V38H253ZM34 41H36V40H34ZM162 41H164V40H162ZM230 41H232V42H230ZM253 41H255V40H253ZM6 42H9V43H6ZM169 42H170V40H169ZM70 43H71V45H70ZM157 43L159 44L160 42L157 41ZM157 43H156V46L153 45V46H155V48L159 49L160 48L159 46H163V45H160V44L158 46ZM222 43H223V46H222ZM31 45H33V43ZM36 45H37V43H36ZM39 45H38V47H39ZM167 45L165 44L164 47H166ZM135 46H138V45H135ZM164 47L161 48V49L162 50L165 49ZM177 47L179 48L180 46H177ZM120 48H121V46H120ZM123 48L125 49L126 47L123 46L122 49ZM150 48L151 47H149L148 50H150ZM173 48L176 49V47H174V46H173ZM139 50H141V49H138V51ZM148 50H147V53L150 54V52L152 50H150L149 52H148ZM166 50L168 51V49H166ZM127 51H129V50H126V52ZM131 51L132 50H130V52ZM167 51H165V52L160 51V52H162V55H161L162 57H161V59L160 58L159 59L162 60V58H163V60H162L163 63H167V64L168 63H175L172 59H169V57H168L169 55L166 53ZM235 51H237V50L233 49V52L232 53L235 56L232 58V61H235L236 63H240V64H238V67H241V65H243V63H242L241 59L238 58L239 56H237L238 55L237 54L238 52L236 53ZM153 52L157 53L156 51H153ZM153 52H152V54H150L151 56L155 54V53L153 54ZM173 52H174V54H173ZM163 53H166L168 56H166V54H164V56H163ZM113 54H114V52L112 53V55ZM133 54L136 56V53H133ZM133 54L132 55L130 54V56H133ZM141 54H142V59H143V54L144 53L142 52ZM126 55H124V56H126ZM139 55L140 54H138V56ZM110 56L111 55H109V57ZM114 56H115V54H114ZM151 56H150V59L151 60H148L147 59L149 57L146 56L147 57L146 58L144 56L145 58H144L143 62L146 61L147 63H150V62H153V63L155 62L156 63V60L157 59L156 60L154 59V61H152L153 60V57H151ZM154 56H156V54ZM37 57H35V58H37ZM118 57H120V56H118ZM25 58H27V57H25ZM131 58H134V61H136L135 59L137 57L136 58L135 57H131ZM131 58H129V61L131 60ZM228 58H230V57H228ZM139 59H141V58H138L137 60H139ZM40 61H41V59H40ZM120 61H121V59H120ZM130 62H128V63H130ZM158 62H159V60H158ZM158 62H157V64H158ZM7 63L9 65H7ZM32 63H31V65H32ZM140 63L142 64L141 61H140ZM236 63L235 64L233 63V64L236 65ZM26 64H24L25 67L27 66ZM144 64H145V62H144ZM9 66H11V67H9ZM24 66H23V68H24ZM32 66H34V65H32ZM158 67L159 66H157V68ZM151 70H152V68H151ZM45 73H46V71H45ZM245 75L248 76L247 73H245ZM1 77L3 79H5L6 75L3 76V74H2ZM26 77H27V75H26ZM38 77H40V76H38ZM42 77H43V75H42ZM47 77H48V75H47ZM179 82H177V85L180 86V84H178ZM34 83L35 84L37 83V85H38L40 83H44V81L42 79H40V80L38 79L37 82H34ZM232 83H235V82H232ZM198 84H196V85H198ZM236 84H237V82H236ZM9 86H10L9 88L6 86L7 87L6 89L8 91V93H6V97H8L10 99V100L9 99L8 100L11 101L10 102L11 105L10 104L8 105L7 104L8 102L5 103L3 101H0V147H2V149H0V150H2V151H0V230L3 231V232H5V233H8V236L10 235L9 237H10V240H11V244L8 243L9 242V239L7 238L8 236H6V238L8 239V240H6L4 238L5 234H4V236H2L0 234V240H1L0 243L1 242H4L5 243L4 246H2L0 244V264H156L159 260L161 261V259L164 260L165 262L167 261L166 263H168V260H165L166 258L165 257H162V254L168 255L166 257H170V256L172 257V255H175L176 254L175 256H173L175 258V263L172 262L173 264H176V263L177 264H180L179 263V259L176 257L177 254H179L178 256L180 257V260L182 258H183L182 260H184L181 264H183L184 262H185L184 264H190V260H189V262H187V260H186L187 258L185 259V257L189 256L190 258L193 259L197 254H204V257L205 258H207V259L212 258V259H210V261H212V262H213V260L215 261L214 255H211L212 253H209L202 245L196 244L195 247L192 248L190 246L189 242H187V241H190V239H189V237L191 235L190 234L191 232L189 231L190 230V227L188 225H184V223L181 222L180 219L178 220V217H176L177 218L176 219L174 217V215L172 216V213H171V216L174 217L177 220V221L175 220V223H177L178 221H180V223L179 222L177 223L179 225L180 224L182 225V228L183 229H181V228L180 229L182 231H184L185 234H186V231H187V235L189 237H187V236L185 237V235L182 232H180V230L173 228L174 227V223H170V216L167 215L166 213H164L163 211H161L159 209L160 207H161L162 210L165 209L164 211H166V210L172 211L173 208H175L176 210L179 209L178 211L181 213V215L183 216V218L185 220H186V218L184 216L186 215V212L187 213L194 214L195 215V219H196V222L195 221L194 222L196 223V225L192 226V231H193V228H196L195 230H196V232L198 234V237H200V240H201L202 237H204V235H203L204 232H205L204 230H209L210 232L219 233V234H222L220 232H223V236H224V233H225V236H227L226 237V240L228 241L227 243H229L232 246H238L239 247V251H238V249L236 250L235 248H233L234 249L233 250L232 248H229V247H226V246H225L226 248H224V249L227 251V255L228 256H231V257L236 258V259L238 257H240L239 258L240 262L238 261L239 263H241V256H243L242 259L244 260L242 262H245L247 259H244L245 258L244 255H242V252H240L241 251L240 248H241V246L243 244L240 246V243H238V241L243 242V243L249 242V243L254 244L255 247H252V246L250 247V246H247L246 245L244 247L242 246L243 248H241V249L244 252L248 253V255L246 253L245 254L248 257H250V260L249 261H251L252 263H254V264H264V259L258 258L255 255V253H257L258 256L261 255V256L264 257V249H262V248L259 247V246H264V233L260 231V229L264 228V206H261L258 203V201H261V202L264 203V197H263V195H264V163H261L259 161L235 160L234 157H233L234 160L233 159L231 160V159H226L224 157L225 160H223V161H225V162L233 165V167L229 168L228 166H225L226 168H222L220 170H219V168H217V170L213 168V170H211V171H207V170L204 171L203 169H200L199 168L198 171H195L197 169H194L196 167H195L194 163H192V165H190V166L187 167V168H190V169H188L185 172L183 171L184 173L177 174L175 172L176 174H174V171H171V170L165 171V175H163V176H165L167 178L166 175H171L167 179L165 177H163V176L161 178V175H159L160 177L156 175L157 178H156V176H154L155 179L158 180V182H155L154 181V185L156 186L157 190H159V192L160 191L163 192L164 195L162 196V194L157 193L156 192L157 191L156 189L151 190L150 192H152V194H153V199H152L151 202H149L148 200H149V197L150 196H148V198H147V196H144L146 198L143 197V195L145 193V192L143 193V188H148L149 187L146 184L143 185L144 181L141 180V178L142 177L145 178L144 175L143 176H141V175L138 176L136 174L131 173V176L125 177V175H129V174H125L123 172H118V169L116 168V169H112V170H108L107 169L105 171L106 174H102V170L101 171L99 170L101 172V174H99V175L97 174L96 176H93V175L91 176V175H89L90 173L87 175L86 169H83V168L81 169V167H79V166H77V168L72 166V165H75V163L78 162L77 159L71 158V156H70L69 158L67 157L68 159L66 158V160H64L63 159L64 157L62 158V157H57L56 156L57 158L55 157L56 160L54 162L51 161V160H47L46 159L47 160V163H46L47 167L49 165L52 166L50 168L48 167L49 169H46L47 171L40 170V168L38 169V167H37L38 173L37 172L36 173L39 174V177H40V178H38L39 180H35L34 177H33V178H30L29 179V185L28 186H20L21 190L23 191V194L27 197V199L29 200L30 204H32V206H35L34 201H33V193H35V194L38 195V198L41 200V204L44 203V204H47V206H48V208H46L45 206L40 205V206H37V208H39V209H36V211L38 210V212H44L45 213V221L44 222H42V220H41L42 217H41V214L40 213H39L40 214L39 217H36L35 215L33 216L32 215L33 213L30 211V209L26 205V202H25L26 199L24 200V198L19 193H18L19 195H17L16 191H14L13 189H11V188H13V185H14L13 182L14 181L11 179V175H10L11 174L10 168L13 167V165L10 164V163L13 162L15 159H17L19 156L17 157V155H16V153L14 151L16 149L13 146H11L12 142L11 143H9V142L10 141H14L15 143H18V144L26 143L27 145L32 144V143L34 144V142H36V140L37 141L38 140L39 141L40 140L42 141V139L44 140V139H47V137H51L50 136L51 135V133H50L51 131L50 130H52V132L55 131L53 129V127L54 126L55 127H58V125L56 124V122L53 123V121H51L53 119V115H52V119L51 120H49V118L46 117V116H49L48 114H50V113H45L46 115H43L44 114V111H42V110L49 108V106H47L48 104L47 103L45 104V102H44L45 101V96H47V93L44 92L43 89H41V88L39 89L38 88V89L33 90V87H31V89H29L30 91L23 90V88L25 89V86H23V84L22 85H18L16 82L13 83V84H10ZM183 86H185V84ZM189 86H190V84H189ZM2 87H0V92H4V89H3L4 87L3 88ZM95 88H96V86H95ZM182 88L183 87L181 86V89ZM185 88H187V87H185ZM11 89L14 92L15 91L16 92L13 93L11 91ZM193 89H192V91H193ZM219 89H220V87H219ZM31 90H33V91H31ZM157 90H159V89H157ZM215 90H216V88H215ZM201 91H205V90H201ZM95 92L98 93V91H95ZM182 92H183V89H182ZM178 94H180V92ZM48 95L50 96V98H49L50 101L51 100L52 101H55V100H53L55 98H51V95L50 94H48ZM185 95H187V94H185ZM178 96H180V95H178ZM21 97H23V99L26 100V101L25 102L24 101H21ZM191 97H192V95H191ZM60 98H62V100ZM196 98H198V97L196 96ZM172 100H174V99H172ZM177 100H179V99H176V101ZM189 100H191V99H189ZM200 100L202 101V98ZM118 101H120V100H118ZM199 101H197V102H199ZM141 103H143V101ZM54 104H56V102ZM60 104L63 105V106H60ZM131 104H132V102H131ZM137 104H139V103H137ZM156 104H157V102H156ZM203 104H205V103H203ZM50 105L51 106H54L53 105V102H51ZM125 105H127V104H125ZM57 106L58 105H55L54 106V110L55 111L57 110V108L55 109V107H57ZM119 106L120 105L118 104L117 107H119ZM147 106L144 107L145 110H147V112L149 111V113H150V112H153V111H155V112L157 111L155 105H153L154 107H149L150 106L149 105L148 108H147ZM185 106H186V104H185ZM191 106L192 105H189L188 108L191 109ZM125 107H127V106H125ZM163 107H166V106H163ZM169 107H167V110L166 111H169L168 110ZM230 107H234V106H230ZM98 108H97V111H99ZM101 108H102V106H101ZM197 108H199V107H197ZM114 109H116V108H114ZM129 109L130 108L128 107L127 108V111ZM183 109L186 112L188 111L186 107H184ZM192 109H195V108H192ZM260 109L258 108L259 111H260ZM158 110H160L159 107H158ZM170 110L171 111H174L175 108L172 107ZM130 111H132V108L130 109ZM254 111H256V110H254ZM147 112H145V113L146 114H149ZM196 112H197V110H196ZM171 113L172 112H170V114ZM256 113H258V112H256ZM52 114H54V113H52ZM170 114H169V116H170ZM173 114H175V111L173 112ZM263 114L264 113L259 114V115L257 114L258 116H252L248 120L252 124H248V125H250L251 127H256L257 125L258 126L259 125H263L264 124V115ZM41 115L45 116L46 118L43 119L42 118L43 116H41ZM57 115L59 116V114L58 113L56 114V118L59 119V117ZM181 115H182V113H181ZM126 116H130V118L129 119H124V121L122 119H119L118 118V120H117L118 121V124L115 125V123H116L115 122L114 125H113V128L115 129V128H117L119 126V127L125 128V130H128L130 132H134L135 130H137V131L139 130L140 131L141 129L142 130L145 129L144 131H146V132L148 131V130H146L147 128L145 126H143L144 124L143 125L141 124V121H145L147 115H145V117H144L141 113H138V115H135V116L132 115V114L131 115L127 114ZM183 116H180V117H183ZM160 117H161V115H160ZM160 117H158L159 120H160ZM163 117H164V115H163ZM256 117L257 118L259 117L260 118L259 120H262L263 122L261 123V121H258ZM235 118L237 119L238 117H235ZM245 118L246 119L242 118L243 120H239V118H238L236 120V122H234V123H232L231 122L232 119H230V121L225 124V129L226 130H228V129H232L233 130V129H235V127H237V128L238 127L239 128L241 127V129H243V127H247L248 126L247 125L248 121H247V117H245ZM45 119H48V121H50V122H47V120H45ZM96 119H97V117H96ZM161 119L164 120L163 118H161ZM165 119H166L165 121L167 122L168 121V117H166ZM234 119H233V121H234ZM156 120H158V119H156ZM171 120L169 119L170 122H171ZM57 121H59V120H57ZM201 121L203 122L202 119H201ZM97 122H98V120H97ZM211 122H212V120H211ZM109 123H111V122H109ZM164 123L165 122H163V124ZM60 124H61V122H60ZM100 124H102V123H100ZM145 124H146V121H145ZM171 124H170V126H171ZM190 124H192V123H190ZM200 124H201V122H200ZM111 125H110V127H111ZM156 125L155 124H152V125L148 126L149 127V130H151V131L154 130V129L158 130V127ZM165 125H166V123H165ZM202 125H204V123ZM226 125H227V128H226ZM239 125H241V126H239ZM101 126L103 128L105 127V125H103V124ZM173 126H171V127H173ZM179 126H181V125H179ZM258 126H257V128L262 127V126H259V127ZM165 127L167 128V127H169V125H167ZM215 127L218 128V131H221L219 129L220 128H223L224 125L222 124V127H220L218 124L215 123ZM84 128H83V130H84ZM183 128H186V127H183ZM191 128L193 129V127H191ZM198 128H199V124H198ZM248 129H250V127ZM3 130L4 131H7L8 133H4ZM92 130H94V129H92ZM165 130H167V129H165ZM62 131H63V129H62ZM69 131H70V129H69ZM69 131H68V133H69ZM88 131L89 130H87V133H88ZM158 131H159V133H161L162 136H164V133L162 134V131L161 130H158ZM173 131H174V133L177 136L180 137V135L178 134L179 131L177 133H176V130H173ZM181 131H182V129H181ZM229 131L230 130H228V132ZM63 132H65V131H63ZM163 132H165V131H163ZM184 132H186V130ZM109 133L112 135V139L113 138L115 139V140H112L110 138V141L112 140V141H115V142H116V139L117 138L119 139L123 135V134L120 133L121 136H117V138H115L116 137V134L114 132H113L114 134L111 133L110 131H109ZM140 133L139 132L138 133L136 132V134H135V132H134V137L137 134H138V137H139L140 136L139 135ZM156 133H158V132H156ZM174 133H173V135H175ZM86 134L84 135L85 137H83V139H85L86 141L89 140V142L92 143V144L93 143L99 144V148H101V142L106 138L105 135H102L101 134V135L95 136L93 134H89V135L86 136ZM131 134H133V133H131ZM131 134H128L127 137L128 136L131 137ZM168 134H170V133H168ZM168 134H165V136L166 135L168 136ZM76 135H78V137H80L79 136L80 133L79 134H76ZM152 136L153 135H151V138H152ZM181 136H183V135L181 134ZM69 137H71V136H69ZM107 137H110L109 134H107ZM122 137H125V136H122ZM134 137H132V139H134ZM148 137H150V136H148ZM173 137H176V136H173ZM234 137H235V135H234ZM167 138H170V135ZM59 139H61V138H59ZM66 139H67V137H66ZM72 139H73V137L71 138V140ZM132 139L130 141L133 144L134 141H132ZM136 139H138V138H136ZM146 140L148 141V139H146ZM146 140H145V142H146ZM178 140H179V138H178ZM44 141H46V140H44ZM81 141H82V139H80V141H77L76 140V142L80 145V148H82V146L85 144L84 143L82 145V142ZM73 142L74 141L72 140V144H73ZM138 142H137V144H138ZM40 143H42V142H40ZM106 144H108V143H106ZM149 144L150 143H148L147 145H149ZM27 145L25 147H27ZM75 145H76V143H75ZM75 145H74V147H75ZM87 145H88V143H87ZM114 145H115V143H114ZM77 146L78 145H76V147ZM95 146L98 147V145H95ZM117 146H118V144L116 145V147ZM158 146L160 147V145H158ZM10 147H13L14 150L11 151L10 150ZM22 147L24 148L23 145H22ZM217 147H219V146H217ZM222 147L224 148V146H221V148ZM3 148L4 149H9V152H7V150H6V152L3 151ZM42 148H45V147H42ZM84 148H85V146H84ZM113 148H112V150H111V147L110 148L109 147L108 148H106V147L105 148H101L102 150L99 149L100 150L99 155L103 156V158H105V157L107 158V156L109 155L108 153H111L112 154V157L114 156V157H119L120 158L121 154H119V151H117L118 147L116 149L114 148L115 150H113ZM35 149H36V147H35ZM103 149H105V150H103ZM106 149H108V150L106 151ZM226 149H228V148H226ZM59 150H60V148H59ZM158 150H160V149H158ZM173 150H174V148H173ZM222 150L224 151V149H222ZM228 150H230V149H228ZM228 150H226V151H228ZM36 151H37V149H36ZM169 151H167L169 153V154L167 153V155H170V152ZM220 151L221 150H219V152ZM39 152L41 153V151H38V153ZM150 152H151V150H150ZM155 152L157 154L159 152V155H162L161 151H155ZM177 152H179V151H177ZM26 153H25V155H26ZM38 153H36L34 155L39 156L40 154L37 155ZM97 153H98V151H97ZM156 153L151 152V155L152 156H153V154L154 155H157ZM136 154H138V153H136ZM147 154H150V153H148V151H147ZM28 155H30V154H27V156ZM61 155H62V152H61ZM80 155H81V153H80ZM89 155L91 156V154H89ZM138 155L139 156L141 155L142 157L146 156L143 153L141 154V151H140V154H138ZM101 156H99L100 157L99 160L102 159ZM21 157H23V156H21ZM110 157L107 158V159H110ZM2 158H7V159L5 161H2ZM106 158H105V160H106ZM166 158H167V156H166ZM52 159H53V157H52ZM117 159L118 158H116V160ZM150 159H152V158H150ZM154 159H157V157L154 156ZM92 160H96V159H92ZM99 160H97V161H99ZM105 160L103 159L104 162H105ZM139 160H142V158L139 159ZM130 161H132V160H130ZM152 161H153V159H152ZM216 161H218V160H216ZM3 162H5V163H3ZM16 162H19V161H16ZM100 162H102V161H100ZM219 162H220V160H219ZM219 162H217V163L219 164ZM111 163H109V164L111 165ZM150 163L151 162H149V164ZM212 163H213V161H212ZM237 163L242 164V165H245V166L239 168V166L238 167L235 166V164H237ZM8 164L9 165H12V166H9L8 167ZM43 164L44 163H40V165L45 166ZM144 164H146V163H144ZM206 164L207 165H210L211 162L206 160ZM218 164H216V165H218ZM17 165L19 166V164H17ZM28 165H26V166H28ZM33 165H34V163H33ZM188 165H189V163H188ZM252 165H254V166H252ZM21 166H23V164ZM136 166H137V164H136ZM102 167H104V166H101V167L99 166V169L102 168ZM142 167H144L143 169H145V166L144 165ZM207 167H209V166H207ZM89 168L90 167H88V169ZM137 168H138V166H137ZM17 169H19V168H17ZM140 169H141V167H140ZM147 169H148V167H147ZM96 170H97V168H96ZM152 170H154V169H152ZM22 171H24V170H22ZM115 171H117L118 174L114 173ZM94 173H96V171ZM28 175H30V174H28ZM84 175L85 176L87 175L89 178L87 179V176L84 178ZM150 175H152V174H150ZM1 176H2V178H1ZM18 176H19V174H18ZM101 176H104V178L102 179ZM105 178L106 179L108 178V179L113 180V183L110 180H105ZM120 178L122 180L123 179L125 180L126 178H128V180L127 179L125 180L126 181L125 184L127 182L129 184H132L133 181H134L133 179H135V181H134L133 184H135V182L137 183L138 189H137V186L135 187V190L137 189V191L132 190V189H134V187L133 188L130 187V188L127 189V187L125 188L123 186H119V184H117L119 182L115 183L117 180L119 181ZM148 178L147 179H144V180H148ZM158 178H160V179H158ZM99 180H100V183H99ZM101 180H103L105 183H107V181H108L107 184H110L111 183L110 186H106V187L102 186V187H99L98 184H100V186H101ZM17 181H19V180H17ZM123 181H121V182H123ZM130 181H132V183ZM5 183H7L9 186H5ZM128 183H127V185H128ZM148 183H151L152 184L153 182H148ZM125 184H123V185H125ZM138 184H140V185H138ZM10 186H11L10 189H11V193L12 194L11 195H8L6 193L7 192L6 191V187H10ZM120 187H122V188H120ZM148 189H150V188H148ZM251 189L257 190V191L261 192V194L254 193V192H250L249 190H251ZM188 193H190L192 195H190ZM1 195H2V197H1ZM248 195H249V197H248ZM19 196H21V197H19ZM219 196H224V197L227 198V200L224 199V198H219ZM3 197H5V198H3ZM138 198H140V200H138ZM141 198L144 199V201L146 202V204L148 202L149 203L148 205L151 206V207H148L147 208L148 205H146V208H145L144 207L145 205H144V203H143V201H142ZM155 198H157V200ZM236 198H238V199H240L241 201L244 202V207L249 212V214H242L243 215V218L246 221V226L243 224V222H241L240 220H238L236 217L234 218L233 215H230V214H232V211L231 210H233V209L229 205V202L231 204H233V207L235 209H238L239 208V205H238V202L236 201ZM146 199H147V201H146ZM154 199L156 200V202H155ZM130 200H131V202H134L133 204H134L135 208L138 205H141L140 208L137 207L140 210V213H143L144 214L146 212V214H147V212H148L149 214H147V215H150L149 217H152L151 218L152 220L154 218V221L156 223L160 220V218L153 217V214H150L149 211H151V210H149V209H152V211L155 214H156V212H158L159 214H157V215L158 216L160 215L161 217L164 214H166V216L164 215L162 217V219L164 217L165 218H168L169 217L168 218L169 220H167L165 218L163 220L164 221L167 220L168 223H167V221H166V223L168 225H169V223L173 225V227L169 225L170 228H171V230H170V228L168 229L169 230V235L171 236V238H174L175 240L177 239V241H176L177 244L175 245L176 242H170L171 241L169 239L170 236L169 237L167 236V234H168L167 232H165V233H167L165 237H164V234L163 235L162 234H159L160 233L159 232L160 231L159 229L162 228L160 226H165V225H162V224H164L163 221L160 222L161 225L158 222V224H159L158 227H160V228L156 227L158 229V231L156 230V228H153V226L154 225L157 226V224L152 225V223L150 222L151 223V226H149V227L150 228L152 227L153 229H155V231L158 232L159 235H161V236L164 237V240L167 242L166 245H165V243L163 244L161 242L159 243V242L156 241V238H157V235L156 234L157 233L155 235H151V236H150V234H148L151 237L152 240L150 239L149 236H147V234H146L147 232H145V231H146V229L149 231V228H148V226L146 225V223L144 222L143 219H139V218H136V217L133 218L132 217L135 221H133L132 218H131V220H132L131 222L128 221L127 220L128 216L126 217V216H124V214H126L127 210H130L131 208L134 207V206L132 207V204L130 202H128ZM137 200H138V202L140 201V204L139 203L136 204ZM188 201L191 204H193V206H191L190 203L189 204L188 203L186 204V202H188ZM29 202H28V204H29ZM130 204H131V206H130ZM179 204L181 205V207L182 206H185L187 208L186 209L187 211L184 212L181 209V207H180ZM18 205H20V208L21 209H24L25 211L24 210L23 211L28 214L27 217L30 218V220H27L28 222L26 221V219H25L26 217H24L23 214L18 213L19 212ZM142 206L144 207V209L142 208ZM254 207H256L258 209V212H256V211L253 210ZM135 208H133L132 210H134ZM208 208H209V210L210 209H216V211H218V213H221L222 212L221 208H225L226 211L229 214L226 213V212H224V213H226V214H228L230 216H227L226 215L227 218H223V216H220V219L222 218L223 224L225 226H228V227H231L232 228V227L238 226L237 223L240 222L239 225H241L242 227L245 226L246 229L245 228H243V229L241 228V229L238 230V229H235V228H232V229L230 228L231 230L235 231V233H236L235 234L236 236L233 237L234 235L231 236L232 235V234H230L231 232H228V233L226 232V231H229L228 229H223V228L220 227V229H222V230H220L219 228L209 227V226H207V223L208 222H206V224L204 225V227H201L202 226L201 224H200L201 226H199V221L198 220H200V219H198L199 217H197V214L199 212H202V213H205L204 215H207L208 212H210V211L207 210ZM138 209H137V211H139ZM142 210H145V212H143ZM159 210L161 211V213L159 212ZM176 210L172 211L173 213H175V216L178 215L177 214L178 212H176ZM162 212H163V214H162ZM60 213L62 214V216L58 215ZM218 213H217V215H218ZM224 213L222 212V215L225 216ZM211 214L213 215V217H211V218H212V220H214L213 218L215 217V213L211 212ZM15 215H17L18 217H20L22 223L15 218L16 217ZM20 215H22V216H20ZM50 215H54V219L53 220L49 219V216ZM147 215H145V216H147ZM145 216H143V217L146 219V222L147 221L149 222L151 219L150 218L147 219ZM172 217H171V219H172ZM14 218L17 221L14 220ZM38 218H40L41 221H39ZM174 218H173V220H174ZM207 218L208 217H206L204 220L207 221L208 220ZM204 220L202 221L203 223H205ZM236 220H238V221L236 222ZM9 221H13L12 223H15L17 226H19V228L24 232V235H25L26 240L25 239L23 240L22 235L19 234L20 236H18V234L16 233V231L10 225L11 222L9 223ZM18 221L21 224H19ZM216 221H218V220H216V219L214 220V223L215 224L217 223ZM202 222H200V223H202ZM23 223H24V225L27 224V226L24 227L22 225ZM147 224H149V223H147ZM179 225H178V227H180ZM165 227H163V228H165ZM175 227L177 228V225L176 224H175ZM247 227H248V229H247ZM153 229H150V230H153ZM165 229H167V228H165ZM58 230H61V231H59V233H58ZM217 231H219V232H217ZM228 234H229V237L230 238H228ZM14 235L18 238V240H15L14 239V238H16V237H14ZM122 236L124 237L123 239H125L127 237L128 239H130V241L129 240L128 241L127 240L126 241L123 240L122 239ZM194 236L195 235H193L191 237H194ZM209 236L210 235H208V236L206 235L207 238L206 237H204V238L205 239H208V241L209 240L211 241L210 238L212 236L210 238H208ZM20 237H22V238H20ZM119 238L122 239V240H120ZM146 238L147 239L149 238V240H151V242H153V243L154 242L155 243L157 242V244L154 243L156 246H158L156 248L155 247L154 248H150V246L148 245L149 243L147 244V246H149L148 248H150L152 250L151 253H148L150 251L147 250V246L146 245L145 246L143 245V244H146L145 241H144V240H146ZM215 238H216V236H215ZM112 239H115L114 242L116 241V244L118 242H121V243H118L117 244V246H119L120 249L114 250L113 248L115 246H113V248H112L113 250H109V248H111L112 244L115 245ZM116 239L117 240L119 239L118 242H117ZM158 239H160V238H157V240ZM180 239L181 240L184 239L188 244L187 243L184 244L181 241L178 242V240H180ZM255 239H257V240L255 241ZM149 240H148V242H149ZM195 240H196V236H195L194 241ZM123 241H124V244H125L124 246L122 244ZM111 242H113V243H111ZM142 242H143V244H142ZM209 242H207L208 244H206L207 247L211 245V243L209 244ZM214 242H219V243H216V244L217 245H220V246L226 244V243L225 244H220V241L215 240V239H214ZM223 243H224V241H223ZM117 246L115 248H118ZM107 247H108V249H107ZM212 247H211V250H213V253H215L216 255L219 254L217 256H220L221 255L220 258H222V255L225 256L222 252H219V250H216V248L214 250V248H212ZM170 251H174V253L172 254ZM108 253L110 255L112 254L113 256L112 255L111 256L113 258L114 257L115 258L114 259L113 258H111V259L108 258L110 256V255H108ZM180 255H182L183 257H181ZM238 255H241V256H238ZM190 258H188V259H190ZM177 259H178V261H177ZM196 259H194L193 262L194 261L197 262L198 259L197 260ZM227 259H225L226 263L227 264H230L231 261L228 263V260ZM110 260H112V261H110ZM145 260L148 261V263H146ZM170 261H169L168 264H171ZM199 262L200 263H203L201 261H199ZM217 262L218 261L216 260L215 263H217ZM233 262H234V260H233ZM233 262L231 264H233ZM158 263H160V262H158ZM215 263H213V264H215ZM160 264H163V262H161ZM245 264H247V261H246Z\"/></svg>",
    "mask_w": 264,
    "mask_h": 264
}]
</instances>
